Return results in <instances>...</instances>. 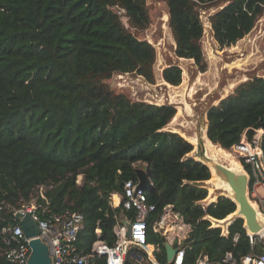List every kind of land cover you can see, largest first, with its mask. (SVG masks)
<instances>
[{"label": "trees", "instance_id": "obj_1", "mask_svg": "<svg viewBox=\"0 0 264 264\" xmlns=\"http://www.w3.org/2000/svg\"><path fill=\"white\" fill-rule=\"evenodd\" d=\"M164 2L174 55L192 59L200 71L208 67L202 9L217 7L208 20L212 44L221 48L237 44L264 17V0ZM149 9L148 0H0V200L18 208L36 196L54 211L80 212L76 244L88 253L98 238L108 245L117 241L122 205L113 204L112 195H122L124 181L136 179V164L144 162L154 184L145 193L155 205L147 240L158 246L157 261L167 260L165 241L151 223L172 204L190 226L182 264H196L200 253L232 264L225 260L228 252L239 261L261 252L264 241H250L242 218L226 234L211 225L209 217L223 219L236 204L224 195L203 203L210 170L188 157L189 141L165 129L175 107L133 99L110 82L116 75L155 82V46L121 19L125 15L143 31L151 22ZM247 76L208 112V137L225 149L244 131L252 138L264 121V70H248ZM162 78L180 84L181 67L168 63ZM260 145L264 153V135ZM40 186L44 198L32 194ZM11 222L13 211L0 210V264H8L2 228ZM99 223L105 228L98 235ZM91 264H107L106 258L97 255ZM124 264L154 263L135 247Z\"/></svg>", "mask_w": 264, "mask_h": 264}, {"label": "built area", "instance_id": "obj_2", "mask_svg": "<svg viewBox=\"0 0 264 264\" xmlns=\"http://www.w3.org/2000/svg\"><path fill=\"white\" fill-rule=\"evenodd\" d=\"M260 132L256 133L255 131L252 138L240 139L230 148L239 156L237 161L243 165L249 175L248 195L250 199L264 213V153L260 145L264 130ZM39 193L40 197L44 198L43 192L39 191ZM119 204L122 205L123 216L119 214L118 222L114 227V233L117 236L115 244L108 245L98 238L93 242L91 251L84 253L76 244L78 232L83 225V215L80 212L70 209H65L62 212L54 211L47 202L39 200L36 196L18 208L0 200V210L9 208L14 215V222L8 223L2 228V233L5 235L4 255L7 263L28 264L31 253L30 240L33 237L25 234L15 218V214L21 212L29 214L37 222L39 233L34 237L47 245L52 264H91L97 255L105 256L107 264H124L129 249L135 247L142 248L146 253V258L154 264H160L155 257L157 244L147 240L149 227L147 219L155 209V205L148 201L145 189L139 186L137 178L124 181L122 195H118V203L115 205ZM129 212H133V215L130 216ZM125 220L128 221L129 228L124 223ZM183 227H185L187 235L190 226L182 221L180 213L174 209L172 204L164 205L159 218L151 223V228L155 233H160L165 241L173 247H177L172 259L166 260L164 264L183 263L184 247L178 239L174 243L176 239L171 240L168 236V232L171 230L178 231L176 234H179V231H185ZM96 231L98 235L101 233L99 227ZM247 234L251 242L254 239L264 241V230L254 236ZM225 260L231 261L232 264H264V246L261 252L244 255L239 261H236L228 252ZM196 264L218 263L211 262L207 254L200 253Z\"/></svg>", "mask_w": 264, "mask_h": 264}, {"label": "water", "instance_id": "obj_3", "mask_svg": "<svg viewBox=\"0 0 264 264\" xmlns=\"http://www.w3.org/2000/svg\"><path fill=\"white\" fill-rule=\"evenodd\" d=\"M190 62L191 72L187 75L186 88L182 94H176L172 97L168 91V87L172 84L165 80L154 86L146 83L147 88L153 92L155 97H160L161 104L180 109L184 125H182L183 128L173 131L178 132L192 144V150L187 154L188 157L205 164L209 168L210 174L214 176L215 183L209 197L212 198L214 193L222 191L225 194L222 195L230 198L236 204V209L230 215L225 216L224 220L213 218L214 226L222 227L224 231H227L235 219L242 218L243 227L247 233L252 236L257 235L264 230V213L248 195L249 175L239 162V164L234 163L230 158L211 149V146L215 144L208 137V112L228 95V91L226 92L225 89L229 72L227 67L223 65V61L217 64V69L213 75L214 84L210 85L208 82L198 79L200 70L193 60ZM234 70L239 71L236 67ZM260 126L264 128V121ZM134 171L140 187L149 189L154 186L150 178L149 167L138 166ZM120 216H123V211L120 212ZM15 218L25 234L33 237L30 240L31 253L28 264H52L47 245L34 237L39 233L37 222L27 213L17 212ZM124 223L128 228L130 227L128 221L125 220ZM98 227L101 232L105 228L103 223H99ZM162 239L165 241L164 237ZM165 248L166 259L171 260L177 251V247H173L165 241Z\"/></svg>", "mask_w": 264, "mask_h": 264}, {"label": "rangeland", "instance_id": "obj_4", "mask_svg": "<svg viewBox=\"0 0 264 264\" xmlns=\"http://www.w3.org/2000/svg\"><path fill=\"white\" fill-rule=\"evenodd\" d=\"M150 6L151 22L148 27L143 31H137L134 29L125 15H121V19L132 30L137 36L141 38L148 39L156 48V60L154 63L155 72V82L151 86L158 85L164 80L162 78V70L167 66L168 63H177L182 69V81L178 85H171L168 87L169 94L173 97L176 94H182L186 88L187 75L191 72V62L185 58L177 59L173 52V36L167 24V7L164 0H148ZM217 7H211L209 9L201 10V19L204 25V32L202 36V45L204 54L208 63V67L205 71H200L199 80L206 81L210 85L214 84L213 75L217 69V64L222 63L227 67L229 72V77L227 78V89L226 92L229 94L233 88L242 80L248 78L247 72L251 69L257 70L258 75H263L264 70V17H262L255 28L246 36H244L237 44L230 45L227 47H217L212 44V35L210 31V23L208 20V15ZM222 59V60H221ZM235 67L239 70L235 71ZM207 73V74H206ZM209 80V81H208ZM112 86L117 91L126 92L133 99H141L147 102L161 104L160 97H155L153 92L149 90L147 84L138 76L133 75H116L110 79ZM176 113L174 114L171 121L166 125L165 129H180L183 128L184 119L180 114V109L175 108ZM180 115V116H179ZM177 119V120H176ZM264 130V128H259L254 130L256 133ZM261 133V132H260ZM249 136L246 131L242 134V140H248ZM215 144V143H214ZM214 146H218L215 144ZM221 147V146H220ZM229 153L228 155L222 154L230 159L239 160V156L234 153L231 148L225 149ZM233 154V155H232ZM136 164L140 167H144V162H139ZM136 166V167H138ZM214 176L211 174L210 178L205 181L206 188L208 190L207 196L203 200V203H208L209 201L216 200L220 195L224 194L222 191L219 193H214L213 197L210 198V194L213 191ZM82 182V174L77 176V183ZM208 186V187H207ZM211 186V187H210ZM44 187L40 186L36 188L32 194L37 191L43 192ZM225 195V194H224ZM113 204H116L113 202ZM118 203V201H117ZM211 225L214 226V219L210 217ZM185 229V227H183ZM222 233L226 234L221 227ZM169 231L168 236L172 240H177L182 244V239L186 235L185 231ZM176 235V236H175ZM183 237V238H182Z\"/></svg>", "mask_w": 264, "mask_h": 264}, {"label": "bare ground", "instance_id": "obj_5", "mask_svg": "<svg viewBox=\"0 0 264 264\" xmlns=\"http://www.w3.org/2000/svg\"><path fill=\"white\" fill-rule=\"evenodd\" d=\"M207 74V73H206ZM199 79V78H198ZM209 81V80H208ZM175 86V85H174ZM227 89V88H226ZM226 91V90H225ZM180 116V115H179ZM177 120V119H176ZM211 149H213V150H216L218 153H222V154H225V155H228L229 156V153L226 151V150H224L222 147H218V146H214V145H212L211 146ZM233 155V154H232ZM231 161L232 162H234V163H237V164H239L238 163V161H236L235 159H231ZM216 184H217V182H216ZM208 187V186H207ZM211 187V186H210ZM219 193V192H218ZM117 195V194H116ZM116 195H112V200H113V202L114 203H117V201H118V195L116 196ZM230 215V214H229ZM228 216V215H227ZM225 218H223V219H220V220H224Z\"/></svg>", "mask_w": 264, "mask_h": 264}, {"label": "crops", "instance_id": "obj_6", "mask_svg": "<svg viewBox=\"0 0 264 264\" xmlns=\"http://www.w3.org/2000/svg\"><path fill=\"white\" fill-rule=\"evenodd\" d=\"M113 195H116V194H113ZM117 196V195H116Z\"/></svg>", "mask_w": 264, "mask_h": 264}]
</instances>
